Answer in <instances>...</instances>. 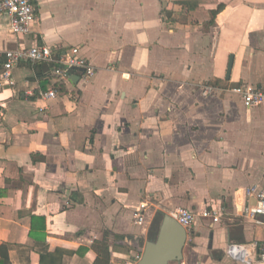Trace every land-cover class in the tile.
Returning a JSON list of instances; mask_svg holds the SVG:
<instances>
[{"label": "crops", "instance_id": "obj_1", "mask_svg": "<svg viewBox=\"0 0 264 264\" xmlns=\"http://www.w3.org/2000/svg\"><path fill=\"white\" fill-rule=\"evenodd\" d=\"M33 2L27 35L0 21V49L77 46L95 72H73L48 99L42 63L0 86L10 263L134 264L156 213L184 207L196 217L180 264H239L229 243L264 241V224L241 210L247 188L264 184V103L248 108L228 88H264V0Z\"/></svg>", "mask_w": 264, "mask_h": 264}, {"label": "built area", "instance_id": "obj_2", "mask_svg": "<svg viewBox=\"0 0 264 264\" xmlns=\"http://www.w3.org/2000/svg\"><path fill=\"white\" fill-rule=\"evenodd\" d=\"M37 7L33 0H0V21L4 23L10 33L17 37L27 35L32 30L35 21ZM20 40V39H19ZM24 63H42L46 65L55 82L66 84L70 81L72 73L77 72L83 81H88L95 72L90 62L80 54L77 46L66 49H58L48 44L35 43L26 45L20 41L15 48L0 49V86L14 85L13 70ZM81 69V70H79ZM214 87L204 85L202 95L206 96L214 91ZM229 91L238 95L248 108L264 103V88H258L250 84H238L228 88ZM56 89L40 91L41 99L56 96ZM247 202L241 210L244 215L254 218L256 224L262 225L264 221V184L252 186L246 190ZM254 199L253 203L249 199ZM181 226L188 232L194 224L196 213L184 207H177L170 213ZM203 216H210L208 211L202 212ZM138 215V223L142 221ZM214 221L217 217L213 218ZM225 252L233 261L239 264H264V241H251L246 243L232 242L226 246ZM139 255H135L138 261Z\"/></svg>", "mask_w": 264, "mask_h": 264}, {"label": "water", "instance_id": "obj_3", "mask_svg": "<svg viewBox=\"0 0 264 264\" xmlns=\"http://www.w3.org/2000/svg\"><path fill=\"white\" fill-rule=\"evenodd\" d=\"M231 67L232 56L227 65V78ZM73 70L74 68L70 69V72L73 73ZM78 78L76 74L71 76L73 82H77ZM186 238V229L165 213L160 220L156 236L146 241L142 255L134 264H180Z\"/></svg>", "mask_w": 264, "mask_h": 264}, {"label": "trees", "instance_id": "obj_4", "mask_svg": "<svg viewBox=\"0 0 264 264\" xmlns=\"http://www.w3.org/2000/svg\"><path fill=\"white\" fill-rule=\"evenodd\" d=\"M53 87L56 89L57 92H64L65 91V86L63 84L55 82L53 84ZM163 216V213L157 212L155 215L154 220L152 221V224L150 226V238H154L157 233V229L160 223V220ZM7 249L8 247L3 244L0 246V264H11L10 261L8 260V254H7Z\"/></svg>", "mask_w": 264, "mask_h": 264}, {"label": "rangeland", "instance_id": "obj_5", "mask_svg": "<svg viewBox=\"0 0 264 264\" xmlns=\"http://www.w3.org/2000/svg\"><path fill=\"white\" fill-rule=\"evenodd\" d=\"M173 264H175V263H173Z\"/></svg>", "mask_w": 264, "mask_h": 264}]
</instances>
